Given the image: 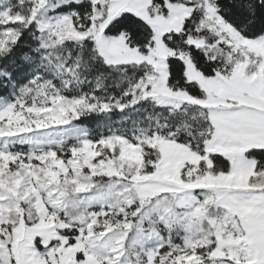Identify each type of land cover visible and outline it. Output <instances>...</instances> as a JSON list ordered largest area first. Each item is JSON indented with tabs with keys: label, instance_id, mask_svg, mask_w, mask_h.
Returning a JSON list of instances; mask_svg holds the SVG:
<instances>
[{
	"label": "snow or ice",
	"instance_id": "1",
	"mask_svg": "<svg viewBox=\"0 0 264 264\" xmlns=\"http://www.w3.org/2000/svg\"><path fill=\"white\" fill-rule=\"evenodd\" d=\"M0 264H264V0H0Z\"/></svg>",
	"mask_w": 264,
	"mask_h": 264
},
{
	"label": "trees",
	"instance_id": "2",
	"mask_svg": "<svg viewBox=\"0 0 264 264\" xmlns=\"http://www.w3.org/2000/svg\"><path fill=\"white\" fill-rule=\"evenodd\" d=\"M84 123H85V126H88L93 129L97 127V121L95 119L86 120Z\"/></svg>",
	"mask_w": 264,
	"mask_h": 264
}]
</instances>
